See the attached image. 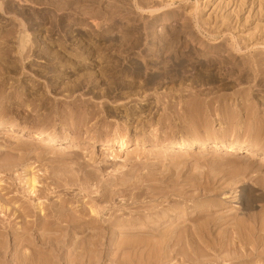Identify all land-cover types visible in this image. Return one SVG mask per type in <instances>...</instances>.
I'll return each mask as SVG.
<instances>
[{
	"label": "rangeland",
	"instance_id": "1",
	"mask_svg": "<svg viewBox=\"0 0 264 264\" xmlns=\"http://www.w3.org/2000/svg\"><path fill=\"white\" fill-rule=\"evenodd\" d=\"M21 2L0 0V121L4 124H18L25 129L21 136L7 134L6 130L0 127V180L2 184L4 183L0 186V204L12 209L9 214L6 210L0 209V226L11 225L12 222L15 224L17 221L12 213L14 211L17 213L18 206L25 201L22 197L23 189L27 187L25 177L34 174L38 180L37 188H41L43 192L38 191V197L31 196L28 200L29 206L38 200L47 203L50 200L48 205L54 201L60 204L61 199L58 195L62 197L65 190L68 193L64 197L72 198L69 201L66 198L68 206L78 205L75 201L78 197L81 202L79 205L89 206L87 197L82 199L84 202L80 198L85 193L84 188L87 185L91 190L94 188L96 190L97 187L100 189L94 191L95 193L101 192L103 185L115 190L126 186L125 190H117L113 196L112 205L114 211H118L114 214H117L120 220L132 217L145 220L148 217L146 220L148 226H151L150 220L156 221L157 217L159 216V219L161 216L160 221L157 220L153 224L169 225L172 229L163 226L161 230L166 228L173 231V235L177 233V238L173 236L169 240L172 244L168 242L162 244L161 241H156L158 236L153 237L149 233L145 235H150L151 238L136 234L137 237H142L140 239L134 236L136 241L132 240L133 237L129 234L124 235L121 232L127 227L117 226L114 227L115 230L118 229L117 231L124 235L121 240L125 236L127 239L131 237L132 240H123L124 244L118 246L120 252L115 251L118 248L108 252L102 250L104 248L102 246L97 249L95 246L97 241L95 243L93 238L76 237L75 240L70 238L66 242H60L61 250L58 251L49 249L48 244L45 249L36 247V258L39 257L40 262L35 258L34 264H48L49 259L52 260L54 257V262L52 260L54 264L55 260H58V264L83 262L88 264L87 258L89 263L91 259L96 262L99 258L100 261L98 260L96 264H116L118 259L120 262H126L125 264H131L133 261L135 264H149L148 259L150 261L155 256L158 257L165 246L169 245L171 249L175 245L173 243L178 239L180 232L173 230L174 227L177 231L184 228L183 231L186 233L188 228H192L190 225L196 224L195 227H199L206 223L204 220L207 223L209 221L207 234L203 231L207 228L206 224L204 225L206 228L203 226L204 229L193 227L195 232H198L193 231L195 233L193 235H191L193 228L191 233L189 230L187 234L182 231L184 234L180 233L182 234L180 237L183 236L182 239L185 237L184 241L190 242V245H186L180 238L186 247L184 244V248L179 247L183 243L179 241L180 244L171 250L173 255L169 248H165L170 253L169 258L168 255L162 258L167 256L165 258L169 259V262L156 257L153 259L156 260L155 263L151 260L153 264L159 262L163 264V261L167 262L164 264H193L192 261L196 263L197 259H206L205 262L198 261V264L199 262L206 264L207 258L211 257L216 260H209V264L234 262L264 264V155L256 152L247 156L243 155L244 153L227 151L228 143L232 141L264 150V0H26L24 4ZM62 18L67 19L70 31L68 44L65 46L59 42ZM19 31L28 32L36 42L29 41L22 50H19L15 38ZM81 37H85L86 42L84 39L77 42V38ZM80 48L83 49V54L79 53ZM87 52L90 54L85 59L82 56ZM126 96L130 97L126 100ZM141 97L147 99L144 100L146 105H141V109L135 112ZM190 102L195 105L192 106ZM188 107L193 108V111L185 113ZM194 107L197 111L202 108L201 112L198 111L199 115ZM115 109L118 111H112ZM210 110L214 112H208ZM125 111L135 112L138 116L131 119L132 125L128 132L123 128ZM202 111H205L204 114ZM192 121L200 126L198 137L191 128H187ZM183 126L186 127L185 131L182 129L178 133L170 131L171 128L178 127L180 130ZM155 129L160 142L177 140L179 135L187 140L189 134L196 137L197 142L186 154L179 149L167 150L166 147L164 149L161 143L154 149L152 142L156 138L152 137L151 132ZM113 130L121 134L125 132L124 140L127 139L130 145L122 149L115 144L113 151H100L99 142L87 141L91 136L100 139V142H106L114 135ZM36 131L53 133L58 138L56 144L41 146L35 141L28 140L27 136ZM208 131L211 134H208ZM135 139L139 142L144 139V145L133 144ZM64 140L80 144L82 148L65 149L66 151L62 152L58 147H61L60 143ZM218 140L223 141L222 146L213 150L212 143ZM202 142L205 143L206 149L200 153L197 149ZM89 153L92 158L88 157ZM105 164L106 168L103 166ZM67 169H71L72 173ZM65 170L67 173L63 172ZM86 170H94L95 179H84L83 173ZM124 173L129 181L122 184L120 179L124 177ZM142 174L146 176V181L139 183ZM76 175L79 177L77 182H82L81 185L75 183ZM69 177H74L72 178L74 181ZM67 178L70 180L69 184ZM97 181L101 182L100 185ZM136 185H140V188L135 187ZM69 186L71 191L68 190ZM81 189H84V192ZM135 195L137 197L133 200ZM43 201L42 204L45 203ZM28 202L25 201L24 204L27 203L28 206ZM198 202L204 203L199 205ZM174 206L178 209H174ZM107 213L104 211L99 218L101 220L109 218L110 213ZM86 219L87 217L84 218ZM142 220L138 223L143 228L146 226L141 223L144 221ZM2 221L4 223H1ZM198 222L202 224L197 225ZM135 223L133 222L131 226L137 228L138 223L136 225ZM1 228L0 231L3 230ZM111 228L109 230L113 231L114 228ZM200 229L202 232H199ZM197 234L200 238L206 235L200 239L203 243L196 238H199ZM194 236L196 237L193 242ZM229 236H235L241 241L238 242L235 237L231 239ZM120 237L117 236L118 243H121ZM220 237L224 240L223 246ZM144 238L151 240L156 238L154 243L167 245L163 247L153 244L154 248L150 246L151 243L148 244L150 249L154 248L156 251L152 254L154 250L150 252L147 248L148 241L145 242ZM196 239L199 245L198 243L194 245ZM209 239L213 240L211 244ZM142 241L146 245L136 244ZM233 241L232 246L236 244L237 247L232 248L230 243ZM107 243L109 239L104 244ZM208 243L215 244L213 248L216 247V251L212 249L210 251L211 246L207 247ZM76 244L78 247L74 248ZM200 245L205 246L208 251H204V247ZM156 246L157 248L161 246L162 249L160 247L158 251ZM187 246H190V249L194 248L195 252L193 250L191 252ZM133 247L137 250H133ZM196 248L198 251L203 248L200 251L203 252L201 254L203 256L195 250ZM138 249L144 252L139 254ZM145 251H149L150 255L147 254L146 257ZM109 252L119 255V258ZM190 252L191 255L197 252L199 256L191 257ZM262 252L263 254H260ZM88 253L90 255L92 253L97 259L96 257L89 259L86 257ZM157 253L158 255H155ZM235 253L240 257L238 258ZM76 254L84 256L77 258ZM122 255L126 256L121 259ZM171 255L175 258L170 259ZM48 256L49 259H44ZM104 256L112 257L115 262ZM182 256L187 258L184 259ZM195 257L196 259H193ZM83 258L86 262L82 261ZM41 259L45 261L41 262ZM160 259L162 261L157 262ZM93 260L91 262L95 264Z\"/></svg>",
	"mask_w": 264,
	"mask_h": 264
},
{
	"label": "bare ground",
	"instance_id": "2",
	"mask_svg": "<svg viewBox=\"0 0 264 264\" xmlns=\"http://www.w3.org/2000/svg\"><path fill=\"white\" fill-rule=\"evenodd\" d=\"M22 2L21 3H26V0H21ZM20 2V1H19ZM27 3H30V2H27ZM31 5V4H30ZM1 7V6H0ZM165 16V15H164ZM165 18V17H164ZM166 19V18H165ZM67 24H68V22H67V19L65 18H62V20H61V28H62V30L60 31V39H59V42L62 44V45H67L68 44V36H69V34H70V31H69V27L67 26ZM26 29V28H25ZM89 30V29H88ZM27 31V30H26ZM26 31H19V32H17V34H16V36H15V38H16V40H17V46H18V49L19 50H22L24 47H25V45L30 41V42H33V43H35L36 42V40H34V37L33 36H31L28 32H26ZM194 37V36H193ZM56 38V37H55ZM58 38V37H57ZM56 38V39H57ZM80 38V37H79ZM85 38V37H84ZM84 38H82L81 37V39H78L77 38V42H80V41H83V39ZM85 40V42H86V39H84ZM92 40V39H91ZM196 40V39H195ZM192 41V40H191ZM200 41V40H199ZM94 43V42H93ZM92 43V44H93ZM98 43H100V42H98ZM108 43L109 44H112L110 41H108ZM86 44H88L89 45V43H86ZM91 44V45H92ZM94 45H95V43H94ZM75 48H79V47H75ZM153 49V48H152ZM78 51H79V53H82L83 54V49H78ZM74 54V53H73ZM90 53L89 52H87L86 53V55H83L82 57H84L85 59H87L88 58V55H89ZM130 97V96H129ZM128 96H126V100H127V98H129ZM139 97H137V98H135V97H133V99H138ZM145 98V97H144ZM144 98H140L139 100H140V103L135 107V112L136 111H138L139 109H141V107L142 106H144V105H146V101L144 102V100H147V99H144ZM124 99V100H125ZM156 99H158L159 100V98H157L156 97ZM155 99V100H156ZM132 100V99H131ZM157 100V101H158ZM156 101V102H157ZM197 101V100H196ZM124 102H126V101H124ZM139 102V101H138ZM208 102H209V100H208ZM191 104H192V102H190ZM189 103V105H191ZM193 103H194V101H193ZM112 104V103H111ZM126 104H127V102H126ZM204 104V103H203ZM208 104V103H207ZM207 104H206V107H207ZM116 105V104H115ZM123 105L124 106H126L124 103H123ZM142 105V106H141ZM188 105V104H187ZM195 105V104H194ZM193 104H192V106H194ZM201 105V104H200ZM199 105V106H200ZM210 105V104H209ZM112 106H114V104L113 105H111V108H112ZM211 106V105H210ZM196 107H198L197 105H196ZM200 107H202V106H200ZM205 107V106H204ZM212 107V106H211ZM117 108V107H116ZM118 108H119V105H118ZM117 108V109H118ZM189 108V107H188ZM188 108H184V109H188ZM213 108V107H212ZM109 109V108H108ZM117 109H115V110H112V111H115V112H117L118 110ZM127 109H128V107H127ZM183 109V108H182ZM183 109V110H184ZM197 108H195L194 107V110L196 111V113L199 111H197L196 110ZM200 109V111L199 112H201V109L202 108H199ZM204 109V108H203ZM207 109V108H206ZM208 109H210V108H208ZM109 110H111V109H109ZM148 110H149V108H148ZM214 110V109H213ZM189 111H193V108L191 109V108H189L188 110H187V112H185V113H188ZM110 112V111H109ZM135 112H132V111H128V112H126L125 111V115H124V131L125 132H128V130H129V128H130V125H132L131 124V119H136V117H138L137 115H136V113ZM182 112V111H181ZM199 112L197 113L198 115H199ZM203 112V114H204V112L205 111H202ZM208 112H214V111H208ZM119 113V112H118ZM124 113V112H123ZM185 113H184V115H185ZM195 113V112H194ZM195 113V114H196ZM205 113H207V110H206V112ZM183 114V113H182ZM191 113H189V115H190ZM193 114V113H192ZM194 114V115H195ZM202 114V113H201ZM202 114V115H203ZM147 115V114H146ZM145 115V116H146ZM168 115H170V114H168ZM188 115V114H187ZM188 115V116H189ZM197 115V116H198ZM207 115V114H206ZM209 115V114H208ZM90 116V115H89ZM143 116H144V114H143ZM148 116V115H147ZM171 116V115H170ZM193 116V115H192ZM87 117V116H86ZM98 117H100L99 115H98ZM102 117V116H101ZM180 117V116H179ZM189 117H191V115L189 116ZM210 117V116H209ZM103 118V117H102ZM147 118V117H146ZM168 119H169V117H167ZM171 118H173V117H171ZM175 118V117H174ZM195 118L197 119L198 117H196V115H195ZM202 118V117H201ZM83 119H85L84 117H83ZM82 119V120H83ZM149 119H151V118H149ZM185 119V118H184ZM199 119H200V117H199ZM204 119H207V118H205V115H204ZM128 120H130V121H128ZM194 120V119H193ZM173 120L171 119V121L170 122H172ZM176 121V120H175ZM174 121V122H175ZM134 122V121H133ZM169 122V123H170ZM188 122V121H187ZM187 122H185V124L187 123ZM191 122V121H190ZM198 122V121H197ZM207 122H208V119H207ZM177 123V122H176ZM176 123H174V124H176ZM166 124V123H165ZM188 124H189V122H188ZM121 126H122V124H121ZM207 126H208V124H207ZM0 127L1 128H4L6 131V133L7 134H10V133H12V134H18V135H21L22 136V133H24L25 132V129L22 127V126H19L18 124H14V123H3L2 121H0ZM117 127V126H116ZM115 127V130L117 129ZM172 127V126H171ZM176 127V126H175ZM191 128L192 129V132L193 133H195V134H197L198 133V130L200 129V126L198 125V124H195L193 121H192V123H190V125H188L187 126V128ZM107 128V127H106ZM108 128H109V126H108ZM179 128V127H178ZM178 128L177 129H170V131H172V133H178L179 131H181V129L183 130V131H185L184 129L186 128V127H181L180 128V130H178ZM220 128V130H221V127H219ZM119 129H120V126H119ZM133 129V128H132ZM131 129V130H132ZM206 129V128H205ZM208 129H209V127H208ZM105 130V129H104ZM110 130V129H109ZM109 130H107V132L109 131ZM112 130V129H111ZM136 130H137V128H136ZM141 130V129H140ZM139 130V131H140ZM162 130H164L163 128H162ZM207 130V129H206ZM114 131V130H113ZM119 131V130H118ZM138 131V130H137ZM136 131V132H137ZM183 131L181 132V133H183ZM212 131H214V130H212ZM217 131V130H216ZM215 131V132H216ZM223 131H224V129H223ZM104 132V131H103ZM124 132V134H126ZM135 132V131H134ZM151 132V131H150ZM187 132V131H186ZM190 132V131H189ZM202 132H203V129H202ZM206 132V131H205ZM209 132V133H208ZM207 133L208 134H211V132L210 131H208ZM27 133V132H26ZM25 133V134H26ZM120 133V132H119ZM117 133V131L115 132L114 131V135L112 136V138L110 139V138H108V140L106 141V142H100L96 137H89L88 139H87V141L88 142H90V143H98L99 142V147H100V151H113V148H114V145L116 144H118L119 146L118 147H120V148H122L123 149V147H126L127 145H130L129 143H128V141H127V139L126 140H124L125 139V137H124V134H123V132H122V134L120 133ZM200 133V132H199ZM198 133V134H199ZM204 133V132H203ZM202 133V134H203ZM218 133V132H217ZM216 133V134H217ZM105 134H108V133H105ZM151 134H152V137L154 138V136H155V138L156 139H154L153 140V144H152V146L154 147V149H156L155 147L156 146H158L160 143H161V146L162 147H164V149H166L167 148V150H168V148H174V149H179V150H181V151H183V153H189V151H191V149L192 148H194V145L196 144V140H195V138L194 137H191V136H187V140H185L184 139V136H180L179 135V139H174V140H170V141H164V142H160L159 141V139L157 138V129H155V131L154 132H151ZM162 134H164V133H162ZM198 134H197V137H198ZM208 134H206V135H208ZM213 134V133H212ZM24 135V134H23ZM109 135H110V133H109ZM134 135V134H133ZM212 136V135H211ZM28 137V140H31V141H35V143H38V144H41V146L43 145V146H45V145H51V144H56V142H57V140H58V138L56 137V135H54L53 133H46V132H32L31 134H29V136H27ZM216 138V137H215ZM129 139V138H128ZM138 140V139H137ZM136 139H135V142L133 143V144H138V145H144V143H145V141H144V139L143 140H141V142H139V141H137ZM221 142H223V141H220V140H218V141H214L213 143H212V149L213 150H217L218 148H220L221 146H222V144H221ZM200 143V142H199ZM199 145V144H198ZM46 146V147H47ZM60 148L58 147V149L61 151L62 150V152L66 149H76V148H82V146L80 145V144H74V143H70V142H65V140H64V142H62V143H60ZM161 147V148H162ZM166 147V148H165ZM206 147V145H205V143L204 142H202L199 146H198V149H197V152H202V151H204V149H206L205 148ZM119 148V149H120ZM116 149V148H115ZM65 150V151H66ZM79 150V149H78ZM227 151H235V152H240V153H244L243 155H247V156H249V155H254V153H259V154H262V155H264V150L263 149H259V148H257V147H255V146H250V145H248V144H238V143H234L233 141L232 142H230V143H228V146H227ZM84 153H86V152H84ZM84 153H81V154H84ZM110 153H112V152H110ZM115 154V153H114ZM113 154V155H114ZM90 153H89V156L88 157H90ZM112 155V154H111ZM112 155V156H113ZM83 156V155H82ZM85 156V155H84ZM92 156V155H91ZM95 157V156H94ZM93 157V158H94ZM84 158V157H83ZM90 158H92V157H90ZM112 158H114V157H112ZM140 158V157H139ZM109 159H111V158H109ZM138 159V158H137ZM136 159V160H137ZM88 160V159H87ZM102 160V159H101ZM90 161V160H89ZM94 161V160H93ZM92 161V162H93ZM100 161V160H99ZM99 161H98V163H99ZM106 162V161H105ZM102 163V162H101ZM103 164V163H102ZM99 165H101V164H99ZM103 166H105V168H106V166H107V164H105V165H103ZM101 167V166H100ZM102 168V167H101ZM98 170H99V167L97 168ZM96 169V171L98 172V170ZM103 169V168H102ZM67 170H69V169H67ZM71 170V169H70ZM69 170V171H70ZM94 171V170H93ZM93 171H89V170H86L84 173H83V175L85 176L84 177V179H91V178H94V173H96L95 171H94V173H93ZM26 172V171H25ZM63 172H66L67 173V171L65 170V171H63ZM71 173H72V170H71ZM82 173V172H81ZM27 174V173H26ZM101 174V173H100ZM107 174V173H106ZM65 175V174H64ZM73 175V174H72ZM102 175H104V173H102ZM124 175V177L123 178H121L120 179V183H122V184H125V183H127L129 180L127 179V178H125L126 177V173H124L123 174ZM97 176V175H96ZM108 176V175H107ZM98 177V176H97ZM96 177V178H97ZM145 175L144 174H142L141 176H140V179L138 180L139 181V183H142L143 181H146V179H145ZM70 178V177H69ZM72 178H74V177H71L70 179H72ZM78 175H76L75 176V178H74V180L76 181L75 183H78L77 182V180H78ZM95 179V178H94ZM153 179V178H152ZM151 179V180H152ZM68 178H67V182H68ZM73 180V179H72ZM71 180V181H72ZM73 180V181H74ZM80 180V179H79ZM97 180V179H96ZM95 180V181H96ZM150 180V181H151ZM38 180H37V178H36V176L33 174V175H30V176H26L25 177V180H24V182H25V184H26V186L27 187H24L25 189H23L24 191V196H22V197H24L23 199H25V201L26 202H28V200H30V197L31 196H33V197H38V194H37V192L39 191H42L43 192V190L41 189V188H37V184H38V182H37ZM70 181V180H69ZM93 181V180H92ZM66 182V181H65ZM84 182H86V180H84ZM83 182V183H84ZM88 182H91V180L89 181L88 180ZM124 182V183H123ZM81 183L82 182H80V183H78L79 185H81ZM97 183H98V181H97ZM99 183H101V182H99ZM98 183V185H100ZM4 184V183H3ZM2 183H1V180H0V186L1 185H3ZM24 184V185H25ZM67 184H69V182L67 183ZM71 184H73V183H71ZM70 184V185H71ZM77 184V185H78ZM84 184H86V183H84ZM88 184V183H87ZM86 184V185H87ZM96 184V183H95ZM135 184V183H134ZM75 185V184H74ZM86 185H84V187L86 186ZM88 186V185H87ZM87 186H86V188H84L85 189V193H83L82 195H81V200L84 198V197H87L88 199H89V202H90V205L88 206V205H86V206H84V205H79V202H80V199H79V197L78 198H76V202L78 203V205H75V206H72L71 204L68 206L67 204H68V201L70 200V199H72L71 197L70 198H68V197H64V195L65 194H67L68 193V191L67 190H65L66 189V187H65V191H64V193L62 194L63 196L62 197H60V195H58V197H59V199H61V201H60V204L58 203H55L56 201H54V202H50V203H53V204H51V205H48L49 204V201H48V203L47 202H45V201H43V200H41V201H43V202H45V203H41V201L40 202H33V203H30V206H29V202H28V206H26L27 205V203H26V205L24 204V202L25 201H23V203H21L20 205L19 204H17V206H18V210H17V208H16V210H17V213H16V211H14V213H12L13 215H15L14 217L17 219V221L15 222V224H14V222H12L13 224H6V225H4V226H0V227H2L1 228V230L2 231H0V236L2 235V239H0V264H34V261H36L35 260V258H36V256H37V253H36V249L37 248H44L45 249V247H46V245L48 244V246H50V248L49 249H52V250H54V251H58L59 249H60V245H59V243L60 242H62V241H67L68 239H70V238H74V240H75V238L77 237V239H80V238H83V239H88V238H93L94 239V242L95 241H97V244H95V243H93V244H95V246H96V248L98 247L99 248V246H102V247H104L102 250H104V251H106V252H108V251H110L111 249H113L114 250V248L116 249V248H118V246H120V245H122V244H124V242H123V240H125V239H127V236H125L124 237V239L123 240H121L122 239V236H124L125 234L127 235V234H129V236H131V237H133L132 238V240L134 239H136V238H134V236H136V234H138L137 236H139V235H142L143 237H150L151 238V236L150 235H156V236H158L159 238H157L158 240H156V241H161L162 242V244H163V242H168L169 244H172V243H170L169 242V240L171 239V237H173V236H175L176 238H177V233L176 232H180V233H183L184 231V228L182 229V230H180V231H177V229H175V227L173 228V230H175L176 232V234L175 235H173L174 233H173V231H170L169 229L171 228L172 229V227H169V225L168 226H165V225H162V226H160L161 224H159V226H156V225H154L153 223H156V221L157 220H159L160 221V218H162L161 216H160V218L158 219V217H157V220L156 221H154V220H150V222L152 223L151 224V226H148L149 225V223L147 222V215H146V221L144 222L142 219H139V217L137 218V219H134L133 217L132 218H130V219H127V220H120V218L118 217V216H116L114 213H116V211L117 210H115L114 211V208H113V205H112V203H113V196L118 192L117 190H120V191H123V190H125L127 187L126 186H122L120 189H117V190H115V188L113 189V188H109V187H107L106 185L104 186H100L101 187V192H99V193H95L94 191H100V189H98V187H97V189L95 190V188L94 189H92L91 190V187L89 188V186H88V188H87ZM130 186V185H129ZM79 187H81V186H79ZM135 187H137L138 189L140 188V185H136ZM70 188V186L68 187V190H70L69 189ZM45 190H48V189H46V188H44ZM73 189V188H72ZM80 189V188H79ZM84 189H81L82 191L84 190ZM142 190V189H141ZM59 191V190H58ZM60 191L62 192V189H60ZM71 191V190H70ZM69 191V192H70ZM84 192V191H83ZM146 193H148V192H146ZM138 194H139V192H138ZM76 195V194H75ZM136 197H137V195H135V196H133V200H135L136 199ZM41 198V197H40ZM66 198H68L67 200H66ZM74 199H75V197H73ZM123 198V197H122ZM46 199H48V198H46ZM85 199V198H84ZM248 199H249V197H248ZM37 200V199H36ZM253 200H254V198H253ZM83 201V200H82ZM86 201V200H85ZM212 201H214V200H212ZM211 201V202H212ZM84 202V201H83ZM126 202V201H125ZM1 203V202H0ZM81 203V202H80ZM104 203H109L110 205L108 206V205H105ZM137 203V202H136ZM135 203V204H136ZM202 203H204V202H202ZM202 203H200L199 204V202H198V204L199 205H202ZM47 204L48 206H45V205ZM73 204V203H72ZM104 204V205H103ZM210 204V203H209ZM212 204H213V202H212ZM46 207V209H45V207ZM122 205H123V203H122ZM125 205V204H124ZM123 205V206H124ZM128 205V204H127ZM198 205V207H200ZM211 205V204H210ZM79 206V207H78ZM88 206V207H87ZM122 206V207H123ZM135 206V205H134ZM47 207H49V209L47 208ZM118 207V206H117ZM137 207H139V205L137 206ZM136 207V208H137ZM141 207V206H140ZM175 208L174 209H178V208H176L177 206H174ZM195 207H197V206H195ZM12 208V207H11ZM124 208H126L125 206H124ZM0 209L1 210H6L7 211V213L9 214L10 213V211L12 210H10L9 209V207H6L5 205L4 206H2V204H0ZM118 209V208H117ZM9 211V212H8ZM12 211V212H13ZM104 211H106V213L108 212V213H110V215L108 214V216H110L109 218H107V219H100L99 217L103 214V212ZM139 211V210H138ZM118 212V211H117ZM136 212V211H135ZM134 212V213H135ZM2 213H4L5 214V212H2ZM120 213H121V211H120ZM119 213V214H120ZM131 213V215H132V212H130ZM129 213V214H130ZM156 213V212H155ZM158 213V212H157ZM7 214V215H8ZM118 214V215H119ZM136 214H137V212H136ZM139 214H140V212H139ZM138 214V215H139ZM149 214V213H148ZM159 214V213H158ZM124 215V214H123ZM130 215V216H131ZM135 215V214H134ZM141 215V214H140ZM143 216H144V214H142ZM141 215V216H142ZM151 216H152V213L150 214ZM153 215H154V213H153ZM2 216V215H1ZM32 216V217H31ZM133 216V215H132ZM154 216H156V214L154 215ZM7 217V216H6ZM85 217H87V219L86 220H84V218ZM136 218V217H135ZM141 218V217H140ZM149 218H151V217H149ZM153 218V217H152ZM14 218H11V220H13ZM154 219H156L155 217H154ZM136 220H137V222H136ZM140 220H142L143 222H141V223H143L146 227H144L143 226V228L141 227V226H139V223H138V221H140ZM148 220V221H149ZM154 221V222H153ZM163 221V220H162ZM185 221V220H184ZM7 222V221H6ZM5 222V223H6ZM101 222V223H100ZM138 223L137 224V226L138 227H140V228H136V227H134V226H131V224L132 223ZM165 223H166V220L164 221ZM163 222V223H164ZM202 222V221H201ZM201 222H198L197 223V225H199V224H202L203 222L206 224V226H207V224H209V221H208V223H207V221H203L202 223ZM1 223H4L3 221L1 222ZM136 223H135V225H136ZM162 223V224H163ZM157 224H158V222H157ZM205 224H203V225H199V227L201 228V227H203ZM142 225V224H141ZM211 225V224H210ZM117 226H123V227H127L126 229H124V230H127V231H125L124 232V230H122L121 232L124 234V235H121L120 234V232H118L117 230H115V228L114 227H117ZM163 226H165V227H169V229L167 230L166 228L164 229V230H161L162 228H163ZM175 226V225H174ZM196 226V224L193 226H191L190 225V227H194L195 229L198 227H195ZM111 227H113L114 229H113V231H110L109 229L111 228ZM198 227V228H199ZM205 227V226H204ZM204 227L202 228V229H204ZM208 227L209 226H207V228L205 229V230H203L204 232L207 230V231H209L208 230ZM119 228V227H118ZM192 228L190 229V228H188V232H190L191 230H192ZM193 228V230L191 231L192 232V234L191 235H193V233L196 231L195 229ZM211 228H212V226H211ZM211 228H209L210 229V231L212 230ZM202 229H200V231L199 232H202L201 230ZM111 230H112V228H111ZM114 230H115V232H114ZM185 230V231H186ZM250 230H252V229H250ZM183 231V232H182ZM187 231H186V233L185 234H187ZM194 231V232H193ZM206 231V234L208 233ZM190 232V233H191ZM146 233H149L150 235H145ZM179 233V235H178V239H176L175 237V241H174V239L172 238V240L174 241V243L173 244H175L176 246H178V244H180V243H178L179 241L182 243L183 241H184V239H185V237L182 239V237H180L182 234H180ZM183 233V234H184ZM190 233H188V234H190ZM195 233H198V232H195ZM194 233V234H195ZM211 233V232H210ZM133 236H132V235ZM212 234V233H211ZM75 235V236H74ZM201 235H203V234H201ZM210 235V234H209ZM224 235V234H223ZM222 235V237H225V236H223ZM117 236H121L119 239L121 240V243H118L116 240H117ZM136 236V237H137ZM185 236V235H184ZM197 236H199L198 234H197ZM204 236H206V235H203L202 237H204ZM208 236V235H207ZM212 236V235H211ZM214 236V235H213ZM212 236V237H213ZM236 236V235H235ZM234 236V237H235ZM131 237H128V238H130V239H127L128 241H130L131 240ZM154 237V236H153ZM195 237L196 236H194L193 238H194V240H193V242L195 241ZM202 237L200 238V236H199V238L198 237H196L199 241H201L200 239H202ZM210 237V236H209ZM209 237H207V238H209ZM215 237V236H214ZM222 237H220V240H221V238ZM230 237V236H229ZM229 237H227V238H229ZM233 236H231L230 238L231 239H233L234 238ZM137 238H140V237H137ZM142 238V237H141ZM140 238V239H141ZM180 238L183 240H180ZM187 238V237H186ZM191 238V237H190ZM217 238V237H216ZM226 238V239H227ZM243 238V237H242ZM76 239V240H77ZM107 239V240H106ZM108 239H109V243H107V244H104L105 243V241L107 242L108 241ZM155 239L156 238H153L152 240L151 239H143L144 241L146 240V241H148L147 242V245L148 244H150V246L151 247H154L155 248V246H153V244L155 245V244H157L158 242H156V243H154L155 242ZM188 239H189V237H188ZM196 239V242H195V244L194 245H196V243H198V245H199V242H197L198 240ZM212 239H214V238H212ZM212 239H209L210 240V244H211V240ZM229 240V239H227V240H229V241H232V240ZM234 239H236L237 241H238V239L239 238H237V237H235ZM241 239V238H240ZM243 239H245V238H243ZM242 239V240H243ZM72 240V239H71ZM119 240V241H120ZM131 240V241H132ZM139 240V239H138ZM187 240V239H186ZM190 240H192V238L190 239ZM206 240H208V239H206ZM136 241H137V239H136ZM141 241V240H140ZM145 241V242H146ZM205 241V240H204ZM213 241V240H212ZM216 241H219V240H217L216 239ZM224 242V240L222 239L221 241H220V243H221V245H222V243ZM241 240H239L238 242H240ZM76 242V241H75ZM93 242V241H92ZM117 242V243H116ZM145 242H136V244L137 243H140V245L141 246H143V244H141V243H144V245H146V243ZM160 242V243H161ZM185 242V241H184ZM182 243V246H180L179 245V247H183L184 248V246H185V243H186V245H190L189 243H188V241L187 242H185V243ZM209 242V241H208ZM215 242V241H214ZM213 242V243H214ZM225 242H226V240H225ZM237 242V243H238ZM68 243V242H67ZM74 243V242H73ZM91 243V242H90ZM135 243V242H134ZM188 243V244H187ZM191 243H192V241H191ZM201 243H203L202 241H201ZM200 243V244H201ZM204 243H206V241L204 242ZM212 243V244H213ZM215 243H217L218 244V242H215ZM234 243V241L232 242V243H230L231 244V246H232V244ZM50 244V245H49ZM62 244V243H61ZM70 244H72V243H70ZM162 244H157V246H159V245H162ZM183 244H184V246H183ZM209 243L207 244L208 246L207 247H209V245H210ZM63 245H64V242H63ZM66 245H69V244H66ZM98 245V246H97ZM127 245H128V243H127ZM132 245V244H131ZM138 245V244H137ZM164 245H167V243L165 244L164 243ZM164 245H162L163 247H164ZM175 245H173L172 247H171V249H170V247H169V245L168 246H165L164 248H163V252H161V253H159V255H158V253L157 254H155V255H158V257L157 256H155V258L156 259H159V258H162L164 255H168V254H170L172 251V249H173V247H175ZM194 245H193V247H194ZM213 245H215V244H213ZM213 245H210L211 246V248H210V251H211V249L214 251H216V245L214 246L215 248H213ZM220 245V244H219ZM218 245V246H219ZM224 245V244H223ZM222 245V246H223ZM225 245H226V243H225ZM228 245V244H227ZM92 248H93V246L92 245H90ZM141 246H139V248L141 247ZM149 246V245H148ZM150 246L149 247H147L149 250H150V252L152 251V249L154 250V251H152V254H154L153 252H156L155 251V249L154 248H151L150 249ZM157 246H156V248H157ZM200 246H203V245H200ZM200 246H199V248H200ZM217 246V247H218ZM222 246L221 247H219V249L220 248H222ZM234 246V245H233ZM233 246H232V248H233ZM239 246H240V244H239ZM252 246V245H251ZM253 246H254V244H253ZM37 247V248H36ZM78 247V245L76 244V245H74V248H77ZM161 247V246H160ZM160 247H158L159 249H160ZM178 247V248H179ZM186 247V246H185ZM188 247V249H190L189 247L190 246H187ZM192 247V248H193ZM196 247V246H195ZM204 247V251H208V249L206 248L205 249V246H203ZM234 247H237L236 246V244H235V246ZM64 248V247H63ZM70 248V247H69ZM95 248V249H96ZM97 248V249H98ZM121 248H122V246H121ZM123 248H124V246H123ZM126 248V247H125ZM124 248V249H125ZM128 248H131V247H128ZM137 248V247H136ZM145 248V247H144ZM144 248H143V250H144ZM147 248L145 249V250H147ZM158 248L156 249V250H158ZM165 248L166 249H170L169 251H170V253L167 251V250H165ZM176 248V247H175ZM182 248V249H183ZM198 248V247H197ZM197 248L195 249L196 251H198L197 250ZM239 248V247H238ZM67 249V248H66ZM90 249V248H89ZM119 249L120 248H118V250H115L116 252L117 251H119ZM123 249V250H124ZM161 249H162V247H161ZM187 249V248H186ZM194 249V248H193ZM193 249H190L191 250V252H192V250ZM252 249H253V247H252ZM39 250V249H38ZM42 250V249H41ZM47 250V249H46ZM61 250V249H60ZM84 250H87L88 251V249H84ZM99 250H101V249H99ZM121 250V249H120ZM126 250V249H125ZM132 250V249H131ZM133 250H137V249H135V247H133ZM139 250V249H138ZM141 250V249H140ZM139 250V251H140ZM174 250V249H173ZM181 250V249H180ZM183 250H185V249H183ZM202 250H203V248H202ZM202 250H200V251H202ZM40 251V250H39ZM65 251V250H64ZM63 251V252H64ZM69 251V250H68ZM68 251L66 252L67 254H68ZM87 251H85L86 253H87ZM92 251V250H91ZM95 251V250H94ZM104 251H102V252H104ZM112 251V250H111ZM127 251H128V249H127ZM127 251H124V252H127ZM159 251V250H158ZM175 251H176V249H175ZM182 251V250H181ZM194 251V250H193ZM200 251H198V253L201 255V254H203V252L202 253H200ZM42 252V251H41ZM51 251H49V253H50ZM72 252V251H71ZM71 252H70V254H71ZM82 252H83V250H82ZM114 252V251H113ZM120 252V251H119ZM144 251H140V253L139 254H141V253H143ZM145 252H147V251H145ZM168 252V253H167ZM185 252H186V250H185ZM191 252H190V255H191ZM195 252V251H194ZM263 252H264V250H263ZM263 252L262 253H260V254H263ZM43 253H44V250H43ZM48 253V254H49ZM77 253V252H76ZM81 253V252H80ZM86 253H83V254H86ZM92 253H93V251H92ZM92 253H91V255H90V253H88L87 255L88 256H86V257H89V259L90 258H95L94 257V255L92 256ZM98 253H99V251H98ZM101 253V252H100ZM109 253H112V252H109ZM121 253H122V251H121ZM120 253V254H121ZM136 253V252H135ZM197 253V252H196ZM194 254V255H191V257H194L195 255L197 256V254ZM58 254H59V252H58ZM69 254V255H70ZM94 254V253H93ZM96 255H97V253H95ZM106 254H108V253H106ZM112 254H115V253H112ZM119 254V253H118ZM127 254H128V252H127ZM126 254V255H127ZM147 254L148 255H150L149 254V251L146 253V257H147ZM172 255H173V253H171ZM176 253H174V255H175ZM184 254V253H183ZM188 254H189V252H188ZM199 254H198V256H199ZM39 255V254H38ZM45 255H47V253L45 252ZM77 255V254H76ZM79 255V256H78ZM77 255V258L78 257H83L84 255H81V254H78ZM99 255V254H98ZM97 255V256H98ZM101 255H105V254H101ZM125 255V256H126ZM131 255V254H130ZM143 255V254H142ZM171 255V256H172ZM179 255H181V254H179ZM185 255H187V253L185 254ZM205 255H207V252H205ZM235 255H237V257L239 258L240 257V255H238V254H236L235 253ZM10 256V257H9ZM40 256V255H39ZM50 256V255H49ZM49 256H48V258L46 257V258H44V259H49ZM58 256H60V255H58ZM71 256H72V254H71ZM73 256H75V252H74V255ZM100 256V255H99ZM98 256V257H99ZM107 256V255H106ZM106 256H104V257H106ZM111 256V255H110ZM113 256V255H112ZM117 256H118V258H119V255H116L115 254V256L114 257H116L117 258ZM123 256V255H122ZM125 256H123V257H121V259H123ZM144 256V257H145ZM152 256V255H151ZM189 256V255H188ZM197 256V257H198ZM201 256H203V255H201ZM9 257V258H8ZM43 257V256H42ZM85 257V258H86ZM109 257V256H108ZM108 257H106L107 259H108ZM130 256H128V258H129ZM165 257H167V256H165ZM162 258L163 260L164 259H166V258ZM184 257V259L185 258H187V257H185V256H182V258ZM231 257V256H230ZM234 256L232 255V257L231 258H233ZM39 258V257H38ZM38 258H36L38 261H39V259ZM55 258V257H54ZM53 258V259H54ZM65 258V257H64ZM85 258H83V260L82 261H85L86 259ZM110 258V257H109ZM112 258V257H111ZM110 258V260L111 261H113L114 259H111ZM115 258V259H116ZM141 259H142V257H140ZM148 258H150L151 259V257H149L148 256ZM147 258V259H148ZM153 258V257H152ZM155 258H153V259H155ZM168 258H169V255H168ZM171 258H175V257H170V259ZM200 258V257H199ZM205 258V257H204ZM212 258V257H211ZM209 259V258H207L208 259V261L206 262V264L208 263L209 264V260H212V261H215L216 259ZM231 258H229V259H231ZM43 259V260H44ZM52 259V260H53ZM57 259H58V257H57ZM66 259V258H65ZM76 259V258H75ZM85 259V260H84ZM96 259H97V257H96ZM101 259V258H100ZM126 259V258H125ZM146 259V258H145ZM153 259H151L152 261H154ZM162 259H160V260H157V262L158 261H162ZM188 259H190V257L188 258ZM193 259H196V257L195 258H193ZM43 260L41 259V262H43ZM52 260H50L49 259V261L52 263V264H54L53 262H54V260H53V262H52ZM91 260H93V259H91ZM91 260H90V263H92V264H94L93 262H91ZM99 260V258L97 259V261ZM102 260V259H101ZM109 260V262L111 263V261ZM119 260V261H118ZM117 261H116V264L117 263H123V262H120V259H118ZM129 260V259H128ZM131 261L130 262H132V259H130ZM149 261V259H148V263L149 264H153V262L152 261ZM169 260V259H168ZM167 259H166V261H168ZM187 260V259H186ZM192 260V259H191ZM204 259H202V260H200V259H197L196 260V263L198 264V261H203ZM45 261V260H44ZM56 261V263L55 264H58V260H55ZM61 261H63V260H61ZM65 261H67V260H65ZM65 261H64V263H65ZM79 261V260H78ZM77 261V263H79ZM82 261H80L81 263H82ZM87 261L88 262H86V263H88V264H90L89 263V260H88V258H87ZM94 261V260H93ZM97 261L95 262V264L97 263ZM100 261V260H99ZM98 261V262H99ZM106 261V260H105ZM124 261V260H123ZM126 261V260H125ZM124 261V262H125ZM156 261V260H155ZM155 261H154V263H155ZM165 261V262H166ZM206 261V259L204 260V262ZM211 261V262H212ZM40 262V261H39ZM50 262L48 263V264H50ZM114 262H115V260H114ZM164 261H163V264L165 263ZM169 262V261H168ZM203 262V263H204ZM234 262V261H233ZM232 262V263H233ZM45 263H47V262H45ZM59 263H60V261H59ZM126 263V262H125ZM125 263H123V264H125ZM133 264H135L134 263V261L132 262ZM131 263V264H132ZM167 263V262H166ZM192 263L194 264L195 263V261H192ZM195 263V264H196ZM37 264V263H36ZM39 264V263H38ZM44 264V263H43ZM63 264V263H62ZM70 264V263H69ZM83 264H85L84 262H83ZM99 264V263H98ZM115 264V263H114ZM130 264V263H129ZM146 264V263H145ZM157 264V263H156ZM158 264H160V262L158 263ZM199 264H200V262H199ZM202 264V263H201ZM205 264V263H204ZM211 264V263H210ZM233 264H236L235 262L233 263ZM249 264V263H248Z\"/></svg>",
	"mask_w": 264,
	"mask_h": 264
}]
</instances>
